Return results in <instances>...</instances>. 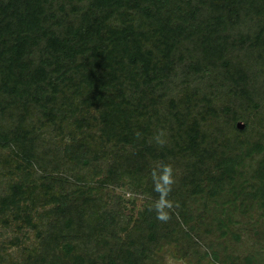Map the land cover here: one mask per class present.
I'll use <instances>...</instances> for the list:
<instances>
[{
    "label": "trees",
    "instance_id": "obj_1",
    "mask_svg": "<svg viewBox=\"0 0 264 264\" xmlns=\"http://www.w3.org/2000/svg\"><path fill=\"white\" fill-rule=\"evenodd\" d=\"M236 53L235 59H254L253 66L233 61ZM218 70L223 81L201 93L198 84L206 78L196 77ZM182 76L192 79L178 84ZM220 94L230 106L222 113ZM262 105L264 0H0V181L15 182L0 198V222L34 231L37 239L26 258L11 264H94L99 245L108 264H157L152 250L158 242L190 236L178 235L183 226L195 231L175 189L162 185L179 180L201 195L207 182L215 196L244 158L264 153V147L250 151L245 138L251 123H261ZM216 123L220 133L234 135L221 148L206 143ZM91 130L101 133L99 142L129 147L137 161L124 174L159 182L156 190L163 192L153 199L170 207L161 204L162 220L151 203L132 232L139 237L124 244L113 217L95 213L91 187L68 184L70 190L55 196L42 184L41 199L35 183L46 157L43 134L70 143L63 161L74 169L87 167L94 154L85 135ZM147 166L155 172H145ZM52 204V212L38 211Z\"/></svg>",
    "mask_w": 264,
    "mask_h": 264
},
{
    "label": "rangeland",
    "instance_id": "obj_2",
    "mask_svg": "<svg viewBox=\"0 0 264 264\" xmlns=\"http://www.w3.org/2000/svg\"><path fill=\"white\" fill-rule=\"evenodd\" d=\"M246 29L251 30L252 33L255 25H246ZM253 43L254 40L249 42L245 48H249ZM233 56V61L241 66L247 69L253 66L254 59L245 56L235 59L236 56H241L240 53L233 54ZM216 74L217 76L214 77L213 75ZM219 74L220 70L197 76L196 78L199 80L202 77L206 78L201 85L198 84V90L203 94L207 90H216L222 80ZM182 78L192 79V77L182 76L177 80L178 84L182 80L184 81ZM186 101L187 99H185V104ZM228 102L226 94H222V97L221 94L219 95L217 105L221 113L223 106H229ZM260 118L264 121V105L256 119ZM262 120L260 124L257 123L258 121L251 123L252 126L245 134V138L250 144L249 150L252 152H255L254 147L257 149L264 147ZM242 122L245 124L244 120ZM216 126V130L212 132L213 135L211 133L206 135V143L208 146L221 148L226 144L228 138L234 135L232 131L220 133L221 128L218 123ZM65 131L71 134L69 129H65ZM56 134L48 131L43 134L41 139L42 150L45 151L46 157L40 164L41 167L36 168L38 174L35 178V183L40 188L38 193L41 199L45 198L44 194L46 193V188L42 184L52 186L55 196H60L59 194L62 192L70 190L68 184L91 187L90 196L96 202L95 213L105 216L109 214L110 217H113L115 223L111 224L112 228L118 233L119 239H122L124 244L125 241L129 242L130 239L139 237L138 234L136 236L132 233L135 224L140 221L151 203L158 204L157 199L153 198H156L154 196L162 191V186H165L168 187L167 191L175 189L176 203L178 206L183 205L185 210L190 212L191 226H194L195 231L192 232L182 225L178 235L185 232L190 236L183 234L181 238H178L174 235L175 237L172 239L158 242V246L154 247V250L151 249L153 245L146 243L147 247L152 250V258L156 259L155 263L264 264V208L260 207L261 198L264 199V153L256 152L251 155L247 153L249 156L243 159V164L236 170L237 176L233 181H223L221 187H216L215 197L211 196L210 192L213 188L207 182L201 186L204 193L198 195L195 188L184 190L179 180L167 182L158 190L156 189L160 186L159 182L147 184L148 182L134 181L129 174H124L137 161L133 160L131 149L123 145L117 146V143L114 142L110 144L99 142L101 133L98 130L87 131L85 134L90 137L94 146V154L90 158L89 165L73 169L63 161L65 160L63 158L64 148L70 143L62 142V139ZM93 139L95 142L92 141ZM180 160H178V164L181 163ZM113 170L123 173V175L119 178L110 176L109 171ZM150 170L155 172L156 168L147 166L145 172ZM183 176L184 174L179 173V177L183 178ZM12 183L15 182L10 179H7L4 184L0 181V198L4 199L8 194L6 186ZM51 193L52 191L48 195L50 196ZM86 195L88 194L85 192ZM160 203L166 209L170 208L168 204ZM55 207L56 204H52L46 208L42 207L38 211L46 215L52 212L51 210ZM172 210L174 211V208ZM54 219L55 216L52 215L46 220L53 222ZM10 224V226H6L0 222V264L19 262L22 258H26L28 252L33 251L36 245L37 239L34 231H20L15 224L11 222ZM140 240H136L138 244H140ZM16 242H19L20 246ZM96 249L97 255L92 257L94 264H108V260H100V257L107 251L100 245ZM89 250L91 252L93 248H89ZM213 254L217 255L216 259L213 258Z\"/></svg>",
    "mask_w": 264,
    "mask_h": 264
},
{
    "label": "clouds",
    "instance_id": "obj_3",
    "mask_svg": "<svg viewBox=\"0 0 264 264\" xmlns=\"http://www.w3.org/2000/svg\"><path fill=\"white\" fill-rule=\"evenodd\" d=\"M157 214H158V219H167V216L163 213L162 211V205L157 204L156 206Z\"/></svg>",
    "mask_w": 264,
    "mask_h": 264
},
{
    "label": "water",
    "instance_id": "obj_4",
    "mask_svg": "<svg viewBox=\"0 0 264 264\" xmlns=\"http://www.w3.org/2000/svg\"><path fill=\"white\" fill-rule=\"evenodd\" d=\"M238 128L239 129H243L244 128V123L243 122H239L238 123Z\"/></svg>",
    "mask_w": 264,
    "mask_h": 264
}]
</instances>
